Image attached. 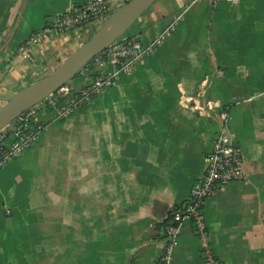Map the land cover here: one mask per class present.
Listing matches in <instances>:
<instances>
[{
	"label": "crops",
	"instance_id": "1",
	"mask_svg": "<svg viewBox=\"0 0 264 264\" xmlns=\"http://www.w3.org/2000/svg\"><path fill=\"white\" fill-rule=\"evenodd\" d=\"M90 1L0 0V107L104 26L20 51L53 18ZM177 18L132 75L50 121L0 171V264H156L163 226L201 179L224 110L246 180L208 198L206 234L185 222L173 264H207L206 251L223 264H264L263 0H156L128 37L147 45ZM85 71L70 81L75 88Z\"/></svg>",
	"mask_w": 264,
	"mask_h": 264
},
{
	"label": "built area",
	"instance_id": "2",
	"mask_svg": "<svg viewBox=\"0 0 264 264\" xmlns=\"http://www.w3.org/2000/svg\"><path fill=\"white\" fill-rule=\"evenodd\" d=\"M133 0H92L73 7L69 12L53 18L46 27L30 36L20 48L24 52L31 44L41 43L56 34L71 32L91 24H104L110 16ZM179 19L149 44L125 37L114 42L97 55L85 68L84 84L75 88L71 82L63 85L42 102L31 107L19 118L0 130V171L10 162L19 159L32 148L49 129L50 121H64L74 113L91 105L103 93L113 88L124 76H130L143 60L152 55L175 32ZM50 115V120L44 118ZM223 131L214 141L213 150L206 158L204 173L192 190L190 198L175 209L163 226L165 246L156 264H173L174 253L182 228L187 221L193 223L199 235L206 234L204 208L210 196L231 183L246 180L243 152L226 127L230 122L227 110L217 114ZM207 264H223L206 251Z\"/></svg>",
	"mask_w": 264,
	"mask_h": 264
},
{
	"label": "water",
	"instance_id": "3",
	"mask_svg": "<svg viewBox=\"0 0 264 264\" xmlns=\"http://www.w3.org/2000/svg\"><path fill=\"white\" fill-rule=\"evenodd\" d=\"M155 2L156 0H133L121 7L91 40L65 59L49 76L10 97L1 98L5 105L0 108V130L73 80L97 55L123 38Z\"/></svg>",
	"mask_w": 264,
	"mask_h": 264
},
{
	"label": "rangeland",
	"instance_id": "4",
	"mask_svg": "<svg viewBox=\"0 0 264 264\" xmlns=\"http://www.w3.org/2000/svg\"><path fill=\"white\" fill-rule=\"evenodd\" d=\"M263 7H264V0H263ZM130 32H131V30L128 31L127 34H126L123 38L128 37L129 34H130ZM123 38H122V39H123ZM263 63H264V60H263ZM0 108H1V107H0ZM242 151H243V150H242ZM243 154H244V151H243Z\"/></svg>",
	"mask_w": 264,
	"mask_h": 264
}]
</instances>
